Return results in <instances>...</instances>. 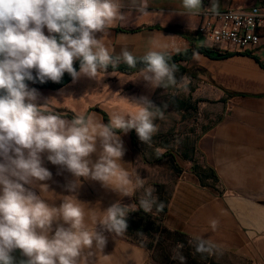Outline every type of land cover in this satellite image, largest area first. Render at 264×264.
Wrapping results in <instances>:
<instances>
[{
    "label": "clouds",
    "instance_id": "9594fccd",
    "mask_svg": "<svg viewBox=\"0 0 264 264\" xmlns=\"http://www.w3.org/2000/svg\"><path fill=\"white\" fill-rule=\"evenodd\" d=\"M128 2L141 17L150 14L148 0ZM123 6L121 0H0V264H15L12 253L16 249L27 257L20 264H90L93 256L94 264H113L115 252L103 254L107 243L104 232L113 234L118 244L127 233L130 212L142 209L150 213L154 206L158 210L164 207L158 203L155 188L122 162L125 149L119 133L134 129L141 142L150 144L158 131L155 120L163 119L167 104L158 107L147 97H123L131 110L111 114L107 124L93 112L68 119L50 107L58 102L54 98L38 105L37 90L26 83H59L65 73L74 82L81 76L99 82L109 66L111 75L116 76L114 70L123 63L130 69L143 65L130 78H121L124 82L143 79L153 89L187 91L188 78L178 79L179 69L170 63L172 53L181 50L176 37L159 34L171 42L153 38L143 55L127 47L115 54L108 29L127 22L128 16L120 12ZM202 7L203 0H182L184 11L180 14L198 15ZM210 10H217L215 2ZM96 33L103 36L97 39ZM77 60L79 71L74 67ZM45 152L48 161L77 178L68 185L69 191L74 192L83 177L100 182L121 197L136 196L141 189L143 194L138 204L117 201L104 210L99 204L89 207L74 195L62 197L59 207L51 206L43 196L50 193L47 184L39 185L41 195L25 187L51 178V172L42 166L41 154ZM93 154L97 155L95 161ZM209 223L215 231L219 221L213 218ZM53 224L56 227L51 234ZM190 243L201 255H214L219 247L203 236ZM182 248L183 244L177 245L173 259L186 264L179 251ZM128 252L125 250L126 264L128 260L137 264L135 251ZM141 259L146 260L147 255Z\"/></svg>",
    "mask_w": 264,
    "mask_h": 264
},
{
    "label": "crops",
    "instance_id": "0c3cea01",
    "mask_svg": "<svg viewBox=\"0 0 264 264\" xmlns=\"http://www.w3.org/2000/svg\"><path fill=\"white\" fill-rule=\"evenodd\" d=\"M121 2L124 6L120 12L127 15L128 20L108 29L109 43L115 54H119L122 47H127L136 55H143L151 47L153 38L162 43L171 42L164 37H176L180 52L188 50L192 43L204 47L205 43L197 35L202 20L198 15L180 14L184 11L182 0H148L150 14L144 17L130 6L128 0ZM213 2L217 5L216 11L246 10L257 4V0H211L210 6ZM44 32L48 35L46 27ZM102 36L103 33H96L97 39ZM229 53L232 55L216 59L197 53L190 62L182 64L189 75L202 77L225 105L211 148V165L219 182L215 185L206 182L203 186L193 170L182 172L172 192L163 225L192 240L196 236L211 238L219 246L218 251L232 255L244 264H264V41L262 47L254 51L240 53L231 50ZM112 72L107 71L99 82L81 76L59 90L34 88L38 92L36 103L43 105L46 100L54 98L58 102L50 104V107L66 114L68 119L80 113L93 112L107 124L99 111L91 109L98 108L109 116L118 108L109 105L111 111L105 109L102 101L109 100L110 104H115L120 97L136 91V80H121L130 78L132 74L115 72L114 76ZM33 75H36L34 69ZM96 93L100 97L95 99ZM119 135L125 149L122 162L126 167L131 165V170L135 171L131 131ZM91 158L95 161L97 155L93 154ZM41 160L42 166L51 172V178L25 187L41 195L39 185L47 184L50 193L43 196L51 206L59 207L61 198L68 195L76 196L89 207L99 204L101 210L117 201L123 205L134 203L133 197H121L100 182L83 177L79 178L80 185L76 190L69 191L68 185L77 178L65 167L48 161L46 152L41 154ZM213 218L219 221L215 231L209 223ZM55 227L53 224L51 234H54ZM98 230L101 229L98 227ZM104 235L107 243L103 254L115 252L113 264H126L125 250H129L127 255L131 254L130 250L135 251L137 264H149L151 254L148 249L124 237L119 238L117 244L113 234L105 231ZM144 254L147 255L146 260L141 259ZM12 255L15 264L27 259L19 249ZM95 260V256L91 257L90 264ZM127 264L134 262L128 260Z\"/></svg>",
    "mask_w": 264,
    "mask_h": 264
},
{
    "label": "rangeland",
    "instance_id": "374dc122",
    "mask_svg": "<svg viewBox=\"0 0 264 264\" xmlns=\"http://www.w3.org/2000/svg\"><path fill=\"white\" fill-rule=\"evenodd\" d=\"M176 75L178 79L181 76L188 78L187 91L178 87L153 89L143 79H136L135 93L123 96L129 99L147 97L158 107L168 105L164 109L163 119L155 120L158 131L153 135L151 143L141 142L136 134L137 144L133 147L135 174L145 178L147 185L155 188L154 194L158 197V203L162 202L164 207L170 201L176 181L182 172L196 170L200 173H210L212 138L225 111V105L216 98L213 89L202 77L184 74L179 70ZM94 96L96 99L100 94L96 93ZM123 97L115 104L104 100L102 105L105 109H109V105L118 108L117 111L112 110V113H125L131 110V106ZM142 194V189L136 192V196H133L134 203L138 204ZM151 213L162 214L156 212V206ZM126 221L128 228L124 238L149 249V264H179L178 260L173 259L178 244H183L179 251L186 258V264H244L236 257L220 251L211 256L198 254L193 243L178 242L173 235L159 239L158 243L151 234L138 228L140 220L137 216H132L131 212Z\"/></svg>",
    "mask_w": 264,
    "mask_h": 264
},
{
    "label": "built area",
    "instance_id": "2783aa9c",
    "mask_svg": "<svg viewBox=\"0 0 264 264\" xmlns=\"http://www.w3.org/2000/svg\"><path fill=\"white\" fill-rule=\"evenodd\" d=\"M211 0H203L197 35L204 47L221 52L245 53L261 48L264 41V0L246 10L211 11Z\"/></svg>",
    "mask_w": 264,
    "mask_h": 264
},
{
    "label": "trees",
    "instance_id": "16d2710c",
    "mask_svg": "<svg viewBox=\"0 0 264 264\" xmlns=\"http://www.w3.org/2000/svg\"><path fill=\"white\" fill-rule=\"evenodd\" d=\"M197 53L204 54L214 59L220 58L218 57V55H221V57H227V56L232 55V53L221 52L216 49H209L206 47H197L194 43H192L191 47L188 50L173 54L171 56L170 63H175L179 71H181L184 74H188L186 67H184L182 64L190 62ZM142 66H143L142 64H138L137 69H130L125 64L121 63L114 71L129 75V74L135 73ZM74 67L76 68L77 71H79V61L78 60L74 62ZM107 71H113L111 66H109ZM72 80H73L72 77L68 73H65L62 80L59 83L52 82L50 80L45 83H40L38 80H36L35 82L26 81V83L28 84V86H31L37 89L59 90L67 86L69 83H71ZM228 96H231V95H228ZM91 110L99 111L104 116L106 123H108V116L106 113H104L98 108H93ZM68 117L71 118V116H68ZM130 131H131L132 145L133 147H136L137 138H136L135 130L133 129ZM194 172L200 178L203 186H205L206 182H209L210 180H212L211 183H213L214 185L219 182V179L217 175L215 174V172L213 171V169H211L210 173H207V174L203 172L200 173L199 171H196V170H194ZM168 204L169 202L166 203V206L162 210H158L156 207V212H161L162 213L161 215H158L157 213H151V212L145 213L142 209H138L137 211L131 212L132 216H137L140 220V224L137 225L138 228L142 232L151 234L154 240H158V243L160 242L159 239L163 237H167V236H172V235L177 239L178 242H183L185 244L189 241H194L188 238L186 235H183L178 232L170 231L164 227L163 221H164L165 214L167 213Z\"/></svg>",
    "mask_w": 264,
    "mask_h": 264
},
{
    "label": "water",
    "instance_id": "95a60500",
    "mask_svg": "<svg viewBox=\"0 0 264 264\" xmlns=\"http://www.w3.org/2000/svg\"><path fill=\"white\" fill-rule=\"evenodd\" d=\"M218 57H221V55H218Z\"/></svg>",
    "mask_w": 264,
    "mask_h": 264
}]
</instances>
